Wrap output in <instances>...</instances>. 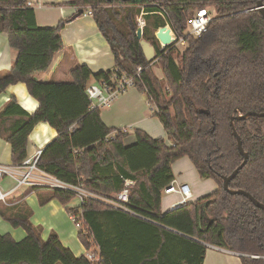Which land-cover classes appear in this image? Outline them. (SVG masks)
I'll return each instance as SVG.
<instances>
[{
	"label": "trees",
	"instance_id": "1",
	"mask_svg": "<svg viewBox=\"0 0 264 264\" xmlns=\"http://www.w3.org/2000/svg\"><path fill=\"white\" fill-rule=\"evenodd\" d=\"M27 2L0 0V33L18 51L14 65L0 73V94L22 82L39 102L29 112L13 96L0 110V137L11 146L12 162L29 157V136L44 122L58 133L39 158L44 171L105 196L120 192L124 179L134 181L130 206L138 215L94 199L84 203L88 232L79 231V238L85 247L96 241L102 264H204L206 244L245 254L242 264H264V210L245 195L225 190L222 178L244 160L231 126L234 116L249 158L229 187L264 204V117L237 118L240 112H264V17L252 9L256 1L70 0L78 12L92 10L115 65L94 73L87 64H77L66 82L34 76L46 71L64 47L61 31L73 17L42 26ZM203 7L214 11L208 31L200 38L187 36L183 52L175 44L162 48L155 32L163 20L185 36L188 20ZM142 13L143 38L156 50L153 61L146 59L137 37ZM156 63L165 81L153 71ZM116 70L133 78L134 87L156 106L154 116L169 140L135 128V142L127 144L131 130L107 126L101 109L91 108L86 92L91 80L109 81ZM182 157L191 160L201 178L213 179L216 188L163 210L164 189L175 179L172 165ZM34 190L43 204L52 198L66 204L75 197L69 191L28 187L12 205L2 203L0 215L26 236L18 241L0 232V264H93L65 246L56 232L42 237L43 228L31 222L33 210L24 200Z\"/></svg>",
	"mask_w": 264,
	"mask_h": 264
},
{
	"label": "crops",
	"instance_id": "2",
	"mask_svg": "<svg viewBox=\"0 0 264 264\" xmlns=\"http://www.w3.org/2000/svg\"><path fill=\"white\" fill-rule=\"evenodd\" d=\"M36 1L42 4V7L39 8L44 9V17L42 18L36 12L39 25L56 26L61 20L71 16L73 17L66 23L61 31L64 47L55 53L52 64L46 71L35 74L34 77L38 81H70L71 72L77 64H87L94 73L102 70H109L114 67L115 59L110 45L100 32L93 16L79 14L78 9L69 4L70 0ZM17 56L18 51L9 45L8 36L5 33H0V73L8 71L14 65ZM92 82H95V80L92 79L91 83ZM134 88L136 87H130V89L133 90L128 92L130 90L128 88L121 93L120 95H122V97L118 98L119 95L117 97L118 100L111 107L101 109L102 120L109 127L131 130V134L125 139L127 144H133L135 142V134L132 133V130L135 128L144 130L154 138L166 136L163 124L154 116L156 108L153 110V115L150 114V109L148 108L150 103L144 98L143 95L145 94L142 93V95ZM13 96L29 112H34L39 106V102L30 95L27 85L20 82L8 86L5 92L0 94V110ZM57 134L56 129L51 127L48 123H38L29 136L28 156H33L38 150L44 149ZM0 162L6 164L13 163L11 146L1 137ZM173 200V202L176 201L175 196ZM58 202V199L52 198L46 202L45 206H42V209L45 212H50L54 219L53 222H49L52 227L43 230L42 237L46 239L49 234L54 231L59 235L62 243L71 248L74 246L70 243L71 238L67 231L62 229L59 222L60 219L56 217L60 212V207L57 204ZM162 208L163 210H169L170 207L162 206ZM66 210L68 211V207H66ZM69 214L68 211V215ZM35 225H40L42 227L41 224ZM0 232L3 234L10 233L18 241L26 236V232L23 228L16 229L12 227L1 215ZM80 247V252L79 250L76 252L72 250L77 256L85 254V245L82 243ZM236 256L240 255L236 252L212 245L208 246L204 264H242L241 259H237Z\"/></svg>",
	"mask_w": 264,
	"mask_h": 264
},
{
	"label": "built area",
	"instance_id": "3",
	"mask_svg": "<svg viewBox=\"0 0 264 264\" xmlns=\"http://www.w3.org/2000/svg\"><path fill=\"white\" fill-rule=\"evenodd\" d=\"M27 6L35 8L36 6L42 7V4L36 0H28ZM258 8L259 7L256 6L252 9ZM83 14L93 16L91 9L86 10ZM213 16L214 11L211 7H203L195 11L193 16H191L187 22L185 36H178L166 19L163 20L162 24H166L171 29V34L174 38V42L172 44H175V46H178L179 44L187 46L186 37L191 36L194 38H200L208 31ZM137 21L138 27L143 29L145 26L143 13L141 16H138ZM159 27L156 31H158ZM157 41L162 48L166 46L158 38ZM137 71L141 72L142 67H138ZM134 86L135 83L133 78L127 77L123 73H119L118 70H116L109 81H95L90 83L86 92L91 102L92 109H104L111 107L121 93ZM42 151L43 149L38 150L35 155L27 157L19 164H6L0 162V202L5 205H12V199H15L18 194L22 193L28 187L44 188L47 190L59 189L72 192L78 199V203L70 207L74 208L73 213L69 212L70 217L79 228V231H82L85 235L88 231L83 216V205L88 199H94L112 208L120 209L133 215H138V213L130 206L132 187L134 186V181L132 179H124V188L120 192L115 193L112 196H105L93 192L80 184H72L64 181L59 177L41 169L38 165V161ZM6 178H10L15 182V185L7 190H5L2 185L3 180ZM164 193L176 194V201L171 204L169 210L185 205L194 199V190L192 186L189 183L182 182L177 178H175L164 189ZM89 243L91 244V247H86V257L93 264H102L103 258L96 241L93 240Z\"/></svg>",
	"mask_w": 264,
	"mask_h": 264
},
{
	"label": "rangeland",
	"instance_id": "4",
	"mask_svg": "<svg viewBox=\"0 0 264 264\" xmlns=\"http://www.w3.org/2000/svg\"><path fill=\"white\" fill-rule=\"evenodd\" d=\"M35 10L40 15L41 18L44 17V14H43L44 9H40L39 7L36 6ZM176 47L178 48L179 51L183 52L187 46L179 44ZM152 68H153V71L155 72V74L158 77L163 78L165 81L161 65L156 63V64H153ZM134 89H136V91L138 90L137 88H134ZM131 90H133V89H130L128 92H130ZM139 92L142 94L141 91H139ZM143 96L147 100V97L145 95H143ZM120 97H122V95H120L118 98H120ZM118 98H116L114 103L118 100ZM148 108L150 109V114L153 115V110L156 108V106L154 104L150 103L148 105ZM163 138H165L166 140H169L167 132H166V136H164ZM168 143H169V141H168ZM172 167H173V172H174L175 178H177L181 181H186L185 183H189L192 186V188L194 190V197L195 198L199 197L201 195H204L206 193H209L216 188V182L213 179H205V178H201L199 176L196 167L193 165V163L191 162V160L188 157H182V158L176 160L174 162V164L172 165ZM2 185H3L4 189L7 190V189L13 187L15 185V182L10 178H6L5 180H3ZM23 193H24V191H23ZM20 194H18V195H20ZM175 195L176 194H165L164 193L163 199H162V206L169 208L174 201L173 198ZM40 197L41 196L36 191H34V192L29 193L25 197L24 200H26V202L31 206V208L33 210L31 222L33 224H41L42 228L44 230L46 228L52 227V225L49 224V222H51V221L53 222L54 219H53V216H51L50 212H45L42 209L43 208L42 206H45L46 203H44V204L41 203ZM21 200H22V198H21ZM77 203H78V199L76 197H74L72 200H70L66 204H63L59 201L57 204L60 207L59 208L60 212L56 216L58 219H60L59 222L61 224L62 229L64 231H67V233L69 234V236L71 238L70 243L72 245H74L73 247H71V246L70 247L74 252H76L78 250H79V252L81 251L80 246L82 245V241L79 238V228L76 226V224L74 223V221L72 220L71 217L69 219L70 214L68 215V211L66 210V207H68V208L72 207ZM2 206H3L2 202H0V208ZM236 257H237V259L240 258V256H236Z\"/></svg>",
	"mask_w": 264,
	"mask_h": 264
},
{
	"label": "water",
	"instance_id": "5",
	"mask_svg": "<svg viewBox=\"0 0 264 264\" xmlns=\"http://www.w3.org/2000/svg\"><path fill=\"white\" fill-rule=\"evenodd\" d=\"M127 1V0H124ZM257 6L259 7L258 9L260 10V12L262 13L263 17H264V3L262 2V0H255ZM79 14H82L83 11H79ZM137 37L140 39V43L142 46V50L145 54V57L148 61H153L156 57V50L154 48V46L152 44H150L148 41H146L143 38V29L138 27L137 28ZM156 37L164 44V45H170L174 42V38L171 34V29L165 25V24H161L158 31L156 32ZM264 117V112L260 113V112H256V111H249L247 113H241L239 114V116L237 118L240 119H248L250 117ZM236 117H232L231 118V126L234 132V135L237 139V146L238 149L240 151V153L243 155L244 160L242 161V163L235 169L233 170V172L230 175H223V186L224 189L227 190L229 193L231 194H242L245 195L246 197H248L257 207L261 208L262 210H264V204L261 203L260 201H258L254 196H252L250 193H248L245 190L242 189H231L229 187L230 182L237 176L238 172L245 166V164L248 161L249 158V154L248 152L245 151L244 146H243V142L242 139L239 135V133L236 130L234 121H235ZM207 246H212L210 244H206ZM237 253V252H236ZM240 256H244L245 254L242 253H237ZM249 256V255H247ZM252 257H257L255 255H252Z\"/></svg>",
	"mask_w": 264,
	"mask_h": 264
}]
</instances>
